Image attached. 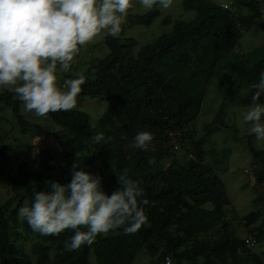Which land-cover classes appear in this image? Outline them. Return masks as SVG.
Masks as SVG:
<instances>
[{"label":"trees","instance_id":"obj_1","mask_svg":"<svg viewBox=\"0 0 264 264\" xmlns=\"http://www.w3.org/2000/svg\"><path fill=\"white\" fill-rule=\"evenodd\" d=\"M153 6L154 10L135 15L132 25L149 26L160 17L158 0ZM184 8L195 11V18L184 21L164 17L163 24H173L172 31L148 44L136 58L122 41L123 32L116 38L106 37L104 46L109 52L103 59L89 62L87 72L81 74L86 82L78 96L107 100V111L96 127L90 125L89 115L83 111L50 112V124L57 128L55 136L60 139V149L50 156L32 158L27 152H19L33 137L44 138L45 130L22 113V102L11 88L0 92V104L12 111L14 119L0 117V122L13 127L8 135L19 144L10 152L3 145L8 135L0 138V181L8 182L11 190V196L0 203V264H32V257L36 264H89L91 251L97 264H134L143 250L153 256L148 264H163L167 256L173 264H264V253L239 251L243 238L227 218L231 203L226 186L206 163L204 142L211 131L203 132L193 124L197 108L191 107L201 99L189 95L187 106L179 98L186 89L185 72L202 75V80L207 77V81L211 68H219L246 31H264V0H233L231 11L210 0H184ZM257 56L251 66L248 62L243 67L230 61L227 64L236 75L243 74L245 87L257 83L264 71V53ZM166 59L172 61L168 70L158 66L159 60ZM77 74L65 77L71 79ZM172 80L178 87L171 84ZM57 86L63 90V83ZM15 129L16 136L12 134ZM141 131L153 134L147 150L133 143ZM99 132L104 133L106 143L94 145L90 138ZM255 137L253 134L248 139L247 146L259 162L256 183L264 186V148L256 149ZM174 138L186 144L183 153L173 151ZM160 144L162 148H158ZM84 152L83 170L99 175L109 194L121 187L117 175L138 182L142 199L147 201L143 207L148 220L136 233L125 234L121 227L98 234L91 245L66 251L65 241L73 230L40 235L18 210L31 205L34 191L48 190L46 181L68 184L74 159ZM261 199L264 201V195ZM207 204L213 208L207 209ZM258 218V213H251L246 217L247 225H256ZM80 230H86L85 226ZM250 231L260 242L264 239V221ZM25 244H30L31 254Z\"/></svg>","mask_w":264,"mask_h":264},{"label":"clouds","instance_id":"obj_2","mask_svg":"<svg viewBox=\"0 0 264 264\" xmlns=\"http://www.w3.org/2000/svg\"><path fill=\"white\" fill-rule=\"evenodd\" d=\"M134 2L150 9L157 0H0V87H10L22 102L23 111L34 117L46 118L50 112L73 109L86 78L77 74L65 79L63 88L66 90H62L57 86V74L68 72L80 47L102 31L118 37ZM158 2L164 9L172 4V0ZM217 4L229 11L233 7V1ZM250 89L256 91L243 119L250 123L251 133L260 140L264 139V103L260 102L264 96V71ZM90 140L94 145L106 143L102 132L94 133ZM152 140L153 134L148 131L138 132L133 137L134 146L142 150H147ZM172 144L174 152L183 151L186 145L176 138ZM78 168L74 163L68 184L46 181L48 190L34 191L31 205L19 208V216L34 232L57 235L73 230L64 246L66 251H74L82 245H91L98 234L121 227L125 234H133L147 222L143 207L147 201L142 199L143 189L137 181L117 175L121 187L109 194L103 189L99 175ZM226 193L229 198L227 188ZM261 197L256 202L264 204ZM230 203L228 220L234 229V224L241 220L245 227L239 251L257 254L258 241L250 231L257 225L248 226L246 217L254 212L264 215V207L243 216L236 212L231 200ZM205 207L213 208L211 204ZM80 226H85L86 230H80ZM168 261L173 264L170 256L163 264Z\"/></svg>","mask_w":264,"mask_h":264},{"label":"rangeland","instance_id":"obj_3","mask_svg":"<svg viewBox=\"0 0 264 264\" xmlns=\"http://www.w3.org/2000/svg\"><path fill=\"white\" fill-rule=\"evenodd\" d=\"M210 1L230 4L233 0ZM154 9V6L148 9L141 6L138 2H134L127 11L125 22L122 24L121 33L123 32V35L121 39L127 45L128 51H131V54H133L131 56H135V58L139 56L140 51L148 44L155 42L159 37L172 31L173 24H163L162 19L164 17L171 16L174 20L191 21L196 15V12L193 10H185L184 0H172V4L167 9L162 8L160 5L157 7L161 12V16L155 19L151 25H132L131 20L135 15L145 14ZM107 36H109L107 32L102 31L92 41L80 47L79 52L71 62L70 70L66 73L61 72L57 74V83L62 84L66 79V75L86 73L91 60H101L106 57L109 52L104 46ZM261 52H264V31H256L255 29L246 31L238 47L219 63V68H211L213 72L207 81V77H204L202 80V75L197 77L196 75L192 76L190 72H185L183 81L186 82V89L183 90L182 96L179 94V98L185 100L187 106L189 100L186 97L189 95L194 94L197 99H201L194 102L191 108H197L195 111V122L193 123L194 127L198 130L201 128L203 132L211 131V134L204 142V149L208 154L206 156V163L223 180L236 212L243 216L264 207V204L261 202H256L259 197L264 195V186L256 183L255 165L258 162L247 146L248 139L253 136V133L250 131V123H246L243 119L246 106L251 103V96L256 90H251L250 86H243V74L236 75L234 70L227 64L230 61L234 64L240 63L243 67V64L248 62V65L251 66L256 63L258 60L257 55ZM198 64L202 67L203 61L198 62ZM171 65L172 61L169 59L162 62L158 61V66H161L164 70H168ZM206 69L207 66L205 65L204 72ZM171 84L178 87L174 80L171 81ZM9 88L0 87V92ZM63 90L66 89L63 88ZM260 102L264 103V96L260 98ZM221 103L225 104L223 108ZM180 105L183 106L182 103ZM107 107L108 102L103 98L78 96L77 104L73 109L87 113L90 118V125L96 127L100 119L105 115ZM21 111L30 121L43 125L45 137H33L24 146L25 148L19 149V152H27L32 158H40L50 156L52 153L58 151L60 149V139L55 136L57 128L50 124L48 115L46 118L34 117L30 113L23 111V104H21ZM0 117L14 121L12 111L5 108L3 104H0ZM215 120L217 122L208 125V123ZM0 126V138L6 136V134L8 135V132L13 129L5 121H1ZM12 134L16 136L17 130L15 129ZM254 141L256 149L261 150L264 148V139L258 140L255 137ZM3 145L8 151L14 152L13 148L19 144L13 140V136L8 135ZM162 147L163 144H160L158 148ZM179 153L183 152L180 151ZM86 156L87 154L84 152L77 155L74 159L75 164H78L80 169L84 167L83 164ZM10 196L9 183L0 181V203ZM263 221L264 215H260L256 225H261ZM234 226L237 234L243 238L245 227L242 220L238 221ZM20 242H17V244ZM30 247V244H25L28 254H31ZM255 251L259 255L264 253V239L258 242ZM152 259L153 256L146 250H143L138 254L134 264H148ZM89 260V264H97L93 251L90 252ZM32 264H36L34 257H32Z\"/></svg>","mask_w":264,"mask_h":264},{"label":"built area","instance_id":"obj_4","mask_svg":"<svg viewBox=\"0 0 264 264\" xmlns=\"http://www.w3.org/2000/svg\"><path fill=\"white\" fill-rule=\"evenodd\" d=\"M168 264H169V261H168Z\"/></svg>","mask_w":264,"mask_h":264}]
</instances>
